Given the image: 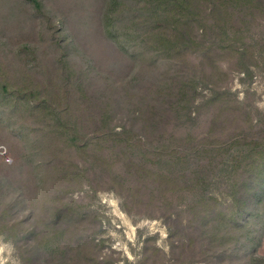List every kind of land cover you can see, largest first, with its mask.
<instances>
[{
  "label": "rangeland",
  "instance_id": "1",
  "mask_svg": "<svg viewBox=\"0 0 264 264\" xmlns=\"http://www.w3.org/2000/svg\"><path fill=\"white\" fill-rule=\"evenodd\" d=\"M43 1L62 18L49 23L28 0H0V264H48L45 251L71 264H220L216 253L229 251L204 234L190 194L164 195L139 206L122 186L127 178L119 173L125 164L121 154L108 156L103 162L112 168L93 175L102 161L69 147L45 115L55 105L62 107L61 97L68 94L81 133L95 135L107 126L121 131L125 125L161 149L227 143L216 151L207 195L214 213L230 215L232 185L246 166L263 163V8L244 14L230 7L222 20L210 15V0H198L192 36L200 44L171 56L146 45L131 57L104 39L97 18L100 0ZM55 26L66 32L54 35ZM32 45L37 49L30 55L25 47ZM59 46L68 50L67 59H61ZM136 75L139 82L132 85ZM177 77L196 84L194 100L183 105L179 118L167 109L158 125L150 111L154 106L143 97ZM97 110L108 111L107 126ZM65 168L77 172L72 181L63 179ZM21 193L29 203L19 199ZM168 200L172 208L161 209ZM55 206L69 209L72 217L53 228L55 213L47 208ZM47 224L59 239L53 243L48 237L50 247L44 249ZM263 227L264 221L243 232L244 238L253 233L262 238L261 255ZM171 240L179 247L174 249ZM146 248L149 262L143 263ZM226 258L224 264L241 261L234 254Z\"/></svg>",
  "mask_w": 264,
  "mask_h": 264
},
{
  "label": "trees",
  "instance_id": "2",
  "mask_svg": "<svg viewBox=\"0 0 264 264\" xmlns=\"http://www.w3.org/2000/svg\"><path fill=\"white\" fill-rule=\"evenodd\" d=\"M28 1L33 4L37 12L46 17L49 23L58 17L62 18L59 10L52 8L47 2ZM100 4L97 18L104 39L128 56L136 57L138 53L146 50V45H151L150 50H157L171 56L185 54L196 47V44H200L196 37L192 36L195 26L194 16L201 11L196 7L198 0H100ZM210 5V15L222 20L228 15L226 11L230 7L244 14L246 9L255 10L257 7H262L264 10V0H210ZM58 28L54 27V35L58 36L66 32L65 29L58 30ZM55 44L60 45L56 37ZM25 49L33 55L37 48L32 45ZM75 49L74 44V53ZM59 50L61 59H67L68 50L61 46ZM176 79L177 81L174 80V82L168 80L169 82L164 86L161 83L156 84L153 90L143 97L154 106V109L150 111L158 125L164 124L163 114L167 109L179 118L184 116L183 105L194 100L192 98L197 89L196 84L186 77ZM129 81L132 85H136L139 82V76H133ZM31 93L34 94V92ZM61 102H63L62 107L55 105L54 109L47 111L45 121L57 126L59 136L64 142H68L69 147L89 154L98 162L102 161L93 175L110 170L113 165L103 160H106L108 156L111 157L112 154H121L125 164L120 168L119 173L127 178L126 185L122 186L139 206L149 205L152 201L163 198L164 195L171 197L188 193L191 199L193 198L194 206H196L193 209L198 212L195 217L198 218V224L204 234H208L212 242H217L221 248L229 251L227 254L225 251L216 253L220 257V264L226 263V256L230 254L239 257L240 264H264V255L257 252L262 238L255 237L256 233L243 237L245 229L257 224L261 226L264 221V150L259 152L263 161L261 166H253V169L250 165L246 166L245 171L243 170L239 179L232 185L234 201L228 209L233 212L230 215H221L214 213L208 207L211 200L208 198L207 188L217 168L216 151L219 147L225 148L227 143L203 144L192 150L185 149L186 146L183 147V144L161 149V144L148 143L143 136L145 133H137L133 129L134 126L129 128L124 125L121 131L110 130L105 122L108 123V118L109 120L112 118L105 110H103L104 113L102 110H97L96 114L101 118V123L107 126L106 130H102L104 127H101L102 131L96 132L95 135L81 133L77 119L72 116V107L68 105V94L61 97ZM98 116L94 119H98ZM263 145L264 143L261 144V149ZM61 170L66 172L63 175L66 181H72L77 174L76 171L67 172L66 168ZM19 199L23 203L30 202V199L22 193ZM168 202H162L161 209L169 207L170 200ZM172 205L170 204L171 208ZM175 208L178 209L174 207L172 210L176 211ZM36 209L35 206L34 213ZM56 209V206L47 208L50 211L54 210L55 213L53 215L55 218L53 217L50 223L53 228L58 226L62 218L72 217L69 209H58V211ZM220 209L224 211L223 207ZM167 212H170L169 209L163 214L167 215ZM169 219L174 223L177 222L172 214L169 215ZM211 223L214 225L211 226ZM48 227L47 224L42 237L45 240L44 249L50 247L48 237L53 243L59 239ZM175 232L176 230L171 227L170 234L173 235ZM233 238L235 241L228 244V240L231 241ZM177 245L179 247V242L171 240V246L174 249ZM147 251L148 248H146L143 263L149 262ZM48 252L50 255L45 251L48 264H71L65 260L67 257H55L52 252Z\"/></svg>",
  "mask_w": 264,
  "mask_h": 264
}]
</instances>
